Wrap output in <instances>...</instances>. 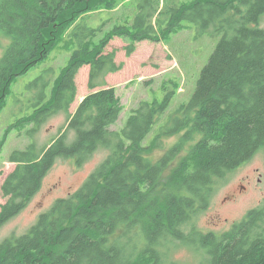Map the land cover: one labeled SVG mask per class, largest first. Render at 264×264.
<instances>
[{"label":"trees","instance_id":"obj_1","mask_svg":"<svg viewBox=\"0 0 264 264\" xmlns=\"http://www.w3.org/2000/svg\"><path fill=\"white\" fill-rule=\"evenodd\" d=\"M124 1L0 0V34L10 39L0 58V108L12 83L52 47V31L70 29L67 37L75 49L51 97L40 98L43 104L34 112H48L45 116L66 113L81 67L90 69V91L122 68L113 52L104 54L114 37L129 40L126 56L135 52L136 43L161 42L186 23L197 37L212 27L210 37L219 38L178 115L158 123L178 88L170 82L173 90L161 102H141L123 126L111 130L122 106L113 88H98L41 151L36 154L31 145L10 155L15 168L1 186L9 199L0 209V227L24 209L57 159H73L78 167L94 152H106L74 193L56 200L26 233L0 241V264H175L166 255L169 238L201 253L207 264H264V206L220 235L199 233L194 224L208 208L216 182L264 149V30L258 25L264 0H183L176 7L155 0L139 13L137 24L115 25L96 41L106 21L88 27L83 15L113 11ZM29 117L31 122L36 118ZM184 130V140L194 134L200 138L165 175L174 149L155 162L148 157L162 138Z\"/></svg>","mask_w":264,"mask_h":264},{"label":"rangeland","instance_id":"obj_2","mask_svg":"<svg viewBox=\"0 0 264 264\" xmlns=\"http://www.w3.org/2000/svg\"><path fill=\"white\" fill-rule=\"evenodd\" d=\"M164 1L167 7H176L174 4L179 5L183 2V0ZM154 2L155 0H125L113 11L93 10L83 17L86 16L88 27H96L102 21H106L102 33L95 37L97 41L115 25H124L126 22L130 26L137 24L136 18L140 17L139 13L146 11L147 6L153 5ZM184 25L186 27L183 30H176L173 34L161 38L163 39L161 42L136 43L135 52L130 56H126L124 51L130 43L129 40L117 37L110 40L104 54L113 52L115 64H121L122 68L115 73L107 74L103 80L104 86L98 88H113L122 106V112L116 123L111 126V130H118L123 126L130 112L137 109L141 102L152 100L161 102L165 93L173 90L170 82L176 83L178 88L167 111L158 121L159 124L169 114L178 115V108L191 97L199 72L207 63L219 38L210 37L212 27L206 29L207 32L203 36L197 37L192 24ZM258 25L264 30V15L258 19ZM69 31L70 29L61 31L59 27L52 31L50 35L52 47L49 46L45 57L36 66L12 83L10 93L0 108V143L2 142L0 209L9 199L2 194V183L15 168V164L8 162L10 155L14 151L27 150L31 145L34 146V152L37 154L65 130L69 116L74 113L81 100L98 89L94 88L90 91L88 88L90 69L88 66H83L73 80L75 97L66 113L50 111L48 116H45L48 112L34 113L43 104L40 98L46 102L51 97L50 92L75 49L71 39L67 37ZM9 44L10 39L0 34V58ZM164 87L166 88L163 89ZM32 114L38 122L29 121L31 119L29 116ZM185 131L162 138L161 147L154 150L151 156L149 154L148 158L155 162L174 149L176 155L166 169L165 175L177 166L200 138L199 135L194 134L189 141H186ZM72 138V132H69L68 142ZM105 156V151L98 150L87 162L78 167L75 166L73 159H57L42 178L38 191L25 202L24 209L0 227V241L26 233L37 218L48 211L56 200L67 198L74 193ZM215 185V192L208 208L198 214L194 220L195 230L199 233L223 234L230 230L234 223L244 219L250 210L264 206V149L256 152L249 161L238 166ZM167 240L170 241L167 244L170 251L166 250V255L175 264H207V258L201 253L180 245L174 239Z\"/></svg>","mask_w":264,"mask_h":264},{"label":"flooded vegetation","instance_id":"obj_3","mask_svg":"<svg viewBox=\"0 0 264 264\" xmlns=\"http://www.w3.org/2000/svg\"><path fill=\"white\" fill-rule=\"evenodd\" d=\"M243 188V187H242Z\"/></svg>","mask_w":264,"mask_h":264}]
</instances>
